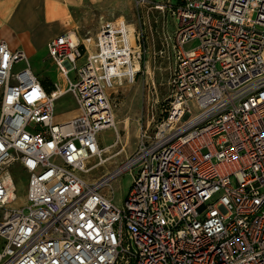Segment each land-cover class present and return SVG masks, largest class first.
<instances>
[{"label": "built area", "instance_id": "2783aa9c", "mask_svg": "<svg viewBox=\"0 0 264 264\" xmlns=\"http://www.w3.org/2000/svg\"><path fill=\"white\" fill-rule=\"evenodd\" d=\"M165 1L175 29L162 116L93 181L97 133L115 128L111 93L140 71V32L119 19L51 38L65 87L50 89L0 39V264H264V0ZM66 92L75 113L58 122ZM13 164L27 175L17 207ZM124 172L120 207L103 190Z\"/></svg>", "mask_w": 264, "mask_h": 264}, {"label": "rangeland", "instance_id": "374dc122", "mask_svg": "<svg viewBox=\"0 0 264 264\" xmlns=\"http://www.w3.org/2000/svg\"><path fill=\"white\" fill-rule=\"evenodd\" d=\"M165 3V0H150L145 5L137 6L134 0L122 3L108 2L103 6L82 7L74 14L77 26L75 31L79 37H83L87 29H90L93 35L102 24L119 19L133 24V28L140 32V71L134 82H123L111 93V99L115 104V128L108 127L98 131L96 137L101 149L102 161L99 157L88 160L89 171L84 174L88 181H93L116 169L135 149L140 127H145L149 122L151 130L155 121L162 116V102L167 93V81L172 65L169 52L171 46H167L166 37L172 35L175 29L173 14ZM39 42L40 38H37L36 50L28 57L31 71L48 89L53 83H58L64 88L59 68L49 57L47 47ZM197 44L198 40L194 39L186 43L184 48L191 49ZM23 67V62H19L15 64L13 71ZM69 77L74 81L73 73H70ZM75 109L76 102L73 95L64 93L54 104L55 120L58 122L68 120L75 113ZM10 172L14 175L18 197V200L10 206L17 207L25 201L27 175L18 164H13ZM131 183V173L124 172L114 178L103 192L121 207Z\"/></svg>", "mask_w": 264, "mask_h": 264}, {"label": "crops", "instance_id": "0c3cea01", "mask_svg": "<svg viewBox=\"0 0 264 264\" xmlns=\"http://www.w3.org/2000/svg\"><path fill=\"white\" fill-rule=\"evenodd\" d=\"M124 1L133 0H0V39L29 57L36 50L37 38L47 47L51 38L63 32L78 35L74 14L80 8Z\"/></svg>", "mask_w": 264, "mask_h": 264}, {"label": "bare ground", "instance_id": "6f19581e", "mask_svg": "<svg viewBox=\"0 0 264 264\" xmlns=\"http://www.w3.org/2000/svg\"><path fill=\"white\" fill-rule=\"evenodd\" d=\"M128 28H129V31H130V38H132V36H133V30H134V28H133V24H129L128 25ZM138 68V67H137ZM101 161H102V159H101ZM10 195L11 196H14V193L13 192H10Z\"/></svg>", "mask_w": 264, "mask_h": 264}, {"label": "trees", "instance_id": "16d2710c", "mask_svg": "<svg viewBox=\"0 0 264 264\" xmlns=\"http://www.w3.org/2000/svg\"><path fill=\"white\" fill-rule=\"evenodd\" d=\"M45 86V85H44ZM46 87V86H45Z\"/></svg>", "mask_w": 264, "mask_h": 264}]
</instances>
